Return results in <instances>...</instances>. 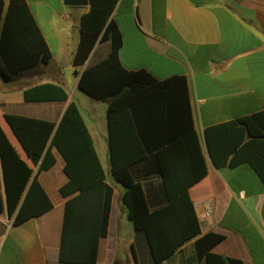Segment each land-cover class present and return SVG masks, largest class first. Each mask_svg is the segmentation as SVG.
<instances>
[{
  "label": "trees",
  "instance_id": "obj_1",
  "mask_svg": "<svg viewBox=\"0 0 264 264\" xmlns=\"http://www.w3.org/2000/svg\"><path fill=\"white\" fill-rule=\"evenodd\" d=\"M118 2L89 0V12L79 22L80 42L73 65L83 67L98 43L110 44L108 56L82 72L78 87L108 105L112 173L126 188L121 202L128 220L145 234L153 264H164L194 239L198 262L245 264L213 252L225 237L213 232L202 236L189 191L207 177L208 159L216 169L247 164L264 185V111L205 129L203 148L187 78L159 80L145 69L129 71L122 65L123 36L112 19ZM52 58L26 0H0V76L11 81L50 64ZM23 99L26 103H66L69 94L61 85L45 83L25 89ZM2 121L0 214H6L17 228L54 208L39 175L56 164L54 151L58 152L68 179L59 191L66 200L59 260L95 264L100 241L109 237L115 190L106 182L78 106L69 102L58 124L10 114ZM148 157L156 162L167 198V205L156 211L150 210L142 183L130 172ZM132 258L136 263L133 248Z\"/></svg>",
  "mask_w": 264,
  "mask_h": 264
},
{
  "label": "crops",
  "instance_id": "obj_2",
  "mask_svg": "<svg viewBox=\"0 0 264 264\" xmlns=\"http://www.w3.org/2000/svg\"><path fill=\"white\" fill-rule=\"evenodd\" d=\"M26 2L53 58L48 65L1 81L0 123L10 114L58 124L69 102H74L90 132L106 182L115 190L109 237L100 241L95 264H153L145 234L135 230L121 202L126 188L112 173L108 105L78 87L82 72L105 59L110 44L98 43L87 63L75 68L79 22L90 7H66L62 0ZM58 14L76 28L72 46L61 30ZM112 19L123 36L120 60L125 69H145L159 80L187 78L195 129L203 148L205 129L264 111V0H119ZM45 83L63 86L68 102H24L25 89ZM54 154L56 164L39 175L54 208L17 228L6 214H0V264H64L59 253L66 200L59 191L68 179L62 156ZM207 165V177L189 191L197 217L205 204L213 209L212 222L204 223L198 217L202 236L213 232L225 237L214 248L215 254L245 264H264L263 183L247 164L216 169L208 159ZM130 172L142 183L151 211L167 205L153 157L138 162ZM196 240L186 243L164 264H204L196 259Z\"/></svg>",
  "mask_w": 264,
  "mask_h": 264
},
{
  "label": "rangeland",
  "instance_id": "obj_3",
  "mask_svg": "<svg viewBox=\"0 0 264 264\" xmlns=\"http://www.w3.org/2000/svg\"><path fill=\"white\" fill-rule=\"evenodd\" d=\"M50 1H53V0H50ZM64 9H65V11L68 10V8H66V7H64ZM57 19H58L59 24L61 25V30L64 31V33L66 32V34H67V36H66L67 41L72 46L74 40L76 39L75 36L77 35L76 28H74L73 23L69 22V20H67V19L62 18L60 14L57 15ZM52 40L53 39H51V42H53ZM65 72H67V71L65 70ZM68 77H69V75H68ZM1 81L2 82L5 81L2 76H0V83H1ZM8 86H9V84H7L6 87H8ZM15 96H17V94H15Z\"/></svg>",
  "mask_w": 264,
  "mask_h": 264
},
{
  "label": "built area",
  "instance_id": "obj_4",
  "mask_svg": "<svg viewBox=\"0 0 264 264\" xmlns=\"http://www.w3.org/2000/svg\"><path fill=\"white\" fill-rule=\"evenodd\" d=\"M212 216H213V209L209 204H205L202 210L198 213V217L200 221L204 223L212 222Z\"/></svg>",
  "mask_w": 264,
  "mask_h": 264
},
{
  "label": "water",
  "instance_id": "obj_5",
  "mask_svg": "<svg viewBox=\"0 0 264 264\" xmlns=\"http://www.w3.org/2000/svg\"><path fill=\"white\" fill-rule=\"evenodd\" d=\"M66 7H87L89 0H62Z\"/></svg>",
  "mask_w": 264,
  "mask_h": 264
}]
</instances>
